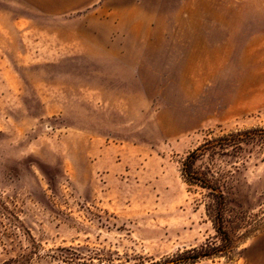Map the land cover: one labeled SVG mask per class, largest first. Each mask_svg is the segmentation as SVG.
<instances>
[{"label":"rangeland","instance_id":"rangeland-1","mask_svg":"<svg viewBox=\"0 0 264 264\" xmlns=\"http://www.w3.org/2000/svg\"><path fill=\"white\" fill-rule=\"evenodd\" d=\"M63 1L0 0V264H264V0ZM245 131L226 242L181 162Z\"/></svg>","mask_w":264,"mask_h":264},{"label":"trees","instance_id":"trees-1","mask_svg":"<svg viewBox=\"0 0 264 264\" xmlns=\"http://www.w3.org/2000/svg\"><path fill=\"white\" fill-rule=\"evenodd\" d=\"M253 131L231 133L205 141L181 162V174L186 184L206 192V215L211 220L217 236L228 242L227 223L230 215V193L226 173L216 167V159L231 149L234 154L242 151L247 142L254 139ZM204 162V163H203ZM197 163H202L200 166ZM226 249L214 245H202L177 257L175 264H192L204 258H215Z\"/></svg>","mask_w":264,"mask_h":264},{"label":"crops","instance_id":"crops-1","mask_svg":"<svg viewBox=\"0 0 264 264\" xmlns=\"http://www.w3.org/2000/svg\"><path fill=\"white\" fill-rule=\"evenodd\" d=\"M88 1H90V0H65L61 4H62V7H64V8L69 7L70 9H72V8L76 9L79 6H82L84 3L88 2ZM55 10L56 9L51 10V11L56 13L58 10L57 11H55ZM125 14H127V13H125L124 11H119L117 13V16L122 18V17H125ZM137 14L138 13L136 11L130 10V13L128 15L131 16V17H135ZM76 39H77V28L73 29V31H71L69 33V37H68L67 41L75 42ZM18 89H19L18 86H14L12 92L13 93L17 92ZM2 91L3 92H8L9 90L8 89H3Z\"/></svg>","mask_w":264,"mask_h":264}]
</instances>
